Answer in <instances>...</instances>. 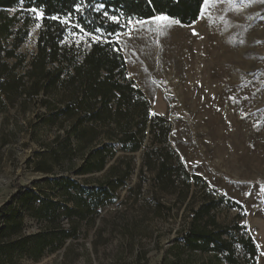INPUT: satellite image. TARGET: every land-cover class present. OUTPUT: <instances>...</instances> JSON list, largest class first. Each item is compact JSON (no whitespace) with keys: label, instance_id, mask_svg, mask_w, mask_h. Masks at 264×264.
<instances>
[{"label":"rangeland","instance_id":"1","mask_svg":"<svg viewBox=\"0 0 264 264\" xmlns=\"http://www.w3.org/2000/svg\"><path fill=\"white\" fill-rule=\"evenodd\" d=\"M23 6L0 9L15 19L14 31L31 19L18 49L25 57L19 76L30 69L42 29V19ZM202 8L204 17L200 13L193 24L180 22L163 32L149 24L139 39L122 37L119 46L127 44L128 77L144 95L150 118L167 121L168 144L191 175L208 182L210 194L202 195L196 186L182 204L174 189L160 191L154 171L141 175L143 149L153 145L147 129L142 150L117 154L134 158L128 187L98 214L70 219L63 212L74 202L63 186L48 181L70 178L89 187L114 160L101 173L76 175L87 150L69 154L66 147L71 122L55 116L67 93L60 82L53 97L26 95V85L15 94L0 89V231L7 229L0 235V264H231L230 254L236 264H264V4L208 0ZM72 33L67 31L61 45L90 47L83 40L78 46L81 38ZM15 63L9 60L10 66ZM46 99L51 109L41 104ZM141 183V192H128ZM27 191L32 198L24 197ZM208 200L216 208L200 225L226 230L223 239L232 253L193 249L184 239L192 209ZM51 202L60 205L55 221L47 216ZM244 237L255 243V258ZM52 240L40 255L38 246Z\"/></svg>","mask_w":264,"mask_h":264},{"label":"trees","instance_id":"2","mask_svg":"<svg viewBox=\"0 0 264 264\" xmlns=\"http://www.w3.org/2000/svg\"><path fill=\"white\" fill-rule=\"evenodd\" d=\"M78 2L79 0H0L2 10L20 7L23 4L26 9L42 10L45 17L42 19L37 54L31 62L30 69L25 75L19 76L17 68L22 66L25 57L18 54V49L28 36L31 19L27 17L23 26L14 31L15 19L8 18L1 12L0 89L15 94L26 85L24 92L26 95L43 93L45 96L53 97L59 90L57 85L60 82L67 93L61 96L60 100L65 105L57 110L55 116L71 122L70 129L66 131V147L69 154L87 150L76 175L101 173L107 169L109 162L114 160L105 176L102 179L97 178L89 187L82 186L70 178L48 181L63 186L69 199L74 202L73 208H64L63 215L70 219L77 217L82 220L98 214L100 209L114 203L115 193L128 187V181L135 170L134 158L127 155L117 157V154L119 152L133 154L142 150L147 129L148 135L153 136V145L143 149L141 175L145 178V172L154 171V182L160 191L174 189L178 192V200L182 204L190 196L195 195L196 186L200 187L202 195L210 194L208 182L199 175H191L183 160L181 162L175 150L168 144L170 127L167 121L159 116L150 118L144 95L133 87L134 83L128 77L123 55L120 54L121 58H118L111 47L103 43L91 44L87 49L83 46L61 45L69 29L77 32L79 29L47 17H65L74 12V5ZM88 2L90 6L83 15L75 13L73 23L83 24L88 31L102 27L108 32L122 29L115 23H108L100 12L94 10L93 6L96 4L105 5L104 10L111 15L119 16L121 23L125 22L126 16L148 18L165 14L176 18L182 24L195 23L204 5L203 0H88ZM10 59H16L13 66L9 64ZM50 103L48 99L41 101L48 109H51ZM155 145H162V150L155 148ZM142 188L141 183L128 192L132 194L137 189L141 192ZM32 195L31 191H27L24 197L32 198ZM232 206L241 209L235 202ZM59 207L58 203L51 202L47 216H53L54 221L58 219ZM215 208L216 203L213 200L204 201L198 210L193 208L189 230L184 234V239L193 249L204 252L227 250L232 253L228 248L231 246L229 240L223 239V235L228 234L226 230L209 231L208 226L200 225L205 216L210 215ZM159 209L161 212L164 206L159 204ZM211 219L213 225L219 227L215 223V217ZM6 230L0 231V235ZM53 241H45L38 246L40 255ZM242 241L255 258L257 250L252 238L244 237ZM7 253L3 251L2 255ZM227 259L231 264H236L232 254L228 255Z\"/></svg>","mask_w":264,"mask_h":264},{"label":"snow or ice","instance_id":"3","mask_svg":"<svg viewBox=\"0 0 264 264\" xmlns=\"http://www.w3.org/2000/svg\"><path fill=\"white\" fill-rule=\"evenodd\" d=\"M218 2H222V0H218ZM241 3H243V0H240ZM204 5H207L208 0H203ZM260 4H264V0H259ZM88 0H79L78 3H75L74 5V12L69 13L65 17H59V16H51L47 17L51 20H58L61 24L72 26L74 29H79V32L73 31V35L80 37L81 39H78L76 41L77 45L79 46L81 43V40H83L84 43L88 44L89 46L91 44H97V43H106L108 44L112 51L117 54L118 58L120 57L121 53H125V55L122 57L123 63L127 64L129 62V57L126 52L127 44L125 47H120V41L122 37H127V40L131 41L133 39H139V34L146 28L149 24H155L158 26L160 31H166L173 27L174 25H179L180 21L177 20L174 17H169L165 14L148 17V18H133L130 16L125 17V22L121 23V18L116 15H111L109 12H107L105 9V5L103 4H96L94 5V10L101 13V15L107 20L108 23H115L117 24L122 31H116V32H108L104 28H96L93 31H88L85 29L83 24L80 23H73V16L75 13H79L83 15L84 11L89 7ZM30 12L34 14V17L36 20H40L45 18L44 13L42 10H37L36 8L30 9ZM204 17V9L201 10V18ZM41 25L40 23L36 24V27L39 28ZM135 34V35H134ZM195 34V33H194ZM123 66V65H122ZM131 74H129V77ZM133 87H137V85H133ZM229 99L235 101L236 97H230ZM247 99V97H245ZM219 110V109H218ZM155 115V114H154ZM202 175V174H201ZM225 196H227V193H224ZM237 203H240L237 201ZM247 211H243L242 215H247ZM241 227H246V222L241 225ZM259 247V245H257Z\"/></svg>","mask_w":264,"mask_h":264},{"label":"water","instance_id":"4","mask_svg":"<svg viewBox=\"0 0 264 264\" xmlns=\"http://www.w3.org/2000/svg\"><path fill=\"white\" fill-rule=\"evenodd\" d=\"M250 236H251V234H250ZM252 237V236H251Z\"/></svg>","mask_w":264,"mask_h":264}]
</instances>
